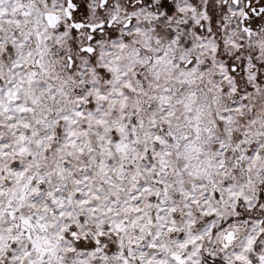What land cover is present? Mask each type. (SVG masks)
Returning a JSON list of instances; mask_svg holds the SVG:
<instances>
[{
	"label": "snow or ice",
	"instance_id": "obj_1",
	"mask_svg": "<svg viewBox=\"0 0 264 264\" xmlns=\"http://www.w3.org/2000/svg\"><path fill=\"white\" fill-rule=\"evenodd\" d=\"M0 264H264V0H0Z\"/></svg>",
	"mask_w": 264,
	"mask_h": 264
}]
</instances>
